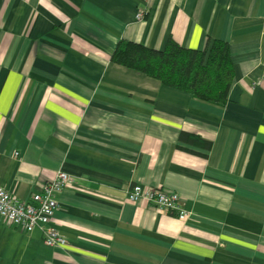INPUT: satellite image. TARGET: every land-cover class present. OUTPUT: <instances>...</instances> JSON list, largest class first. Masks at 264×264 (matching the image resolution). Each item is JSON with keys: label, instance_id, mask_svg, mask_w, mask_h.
I'll use <instances>...</instances> for the list:
<instances>
[{"label": "crops", "instance_id": "crops-1", "mask_svg": "<svg viewBox=\"0 0 264 264\" xmlns=\"http://www.w3.org/2000/svg\"><path fill=\"white\" fill-rule=\"evenodd\" d=\"M168 37L228 42L225 104L110 59ZM58 171L66 243L0 220V264H264V0H0V186L28 199ZM134 184L186 216L128 200Z\"/></svg>", "mask_w": 264, "mask_h": 264}, {"label": "trees", "instance_id": "trees-1", "mask_svg": "<svg viewBox=\"0 0 264 264\" xmlns=\"http://www.w3.org/2000/svg\"><path fill=\"white\" fill-rule=\"evenodd\" d=\"M110 59L166 86L218 105L226 103L234 76L228 42L210 37L201 49L186 48L172 37L160 49L120 39Z\"/></svg>", "mask_w": 264, "mask_h": 264}, {"label": "built area", "instance_id": "built-area-1", "mask_svg": "<svg viewBox=\"0 0 264 264\" xmlns=\"http://www.w3.org/2000/svg\"><path fill=\"white\" fill-rule=\"evenodd\" d=\"M137 17L141 18L142 12H139ZM73 180L69 173L58 171L28 199H21L0 186V220L25 232L39 229L47 246L64 245L66 239L53 225L52 217L58 207L57 195ZM127 199L144 200L158 211L174 213L181 219L186 216L180 196L162 187L143 188L140 184H134L127 191Z\"/></svg>", "mask_w": 264, "mask_h": 264}]
</instances>
